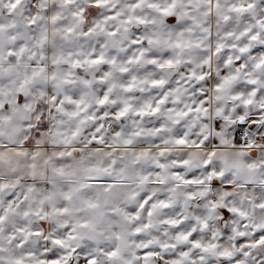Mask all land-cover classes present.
Masks as SVG:
<instances>
[{
    "label": "clouds",
    "instance_id": "9594fccd",
    "mask_svg": "<svg viewBox=\"0 0 264 264\" xmlns=\"http://www.w3.org/2000/svg\"><path fill=\"white\" fill-rule=\"evenodd\" d=\"M0 264H264V0H0Z\"/></svg>",
    "mask_w": 264,
    "mask_h": 264
}]
</instances>
